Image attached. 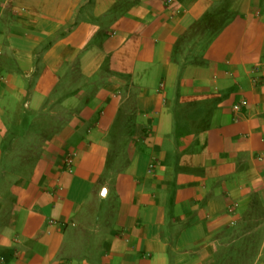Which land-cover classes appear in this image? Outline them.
Listing matches in <instances>:
<instances>
[{"label":"crops","instance_id":"obj_1","mask_svg":"<svg viewBox=\"0 0 264 264\" xmlns=\"http://www.w3.org/2000/svg\"><path fill=\"white\" fill-rule=\"evenodd\" d=\"M0 264H264V0H0Z\"/></svg>","mask_w":264,"mask_h":264},{"label":"rangeland","instance_id":"obj_2","mask_svg":"<svg viewBox=\"0 0 264 264\" xmlns=\"http://www.w3.org/2000/svg\"><path fill=\"white\" fill-rule=\"evenodd\" d=\"M18 144V143H17ZM17 144H15L14 146H13V148H16V146H18ZM12 163H11V165L13 166L11 169H7V170H12L13 168H18V169H21L22 168V166H23V161H17V160H13V161H11ZM17 163H19L18 165H16ZM5 166H7V165H5ZM23 168H25V167H23ZM6 172H8V171H6ZM5 172V173H6ZM8 177V176H7ZM16 177H14V179H15ZM19 178H21V176H18V179Z\"/></svg>","mask_w":264,"mask_h":264},{"label":"built area","instance_id":"obj_3","mask_svg":"<svg viewBox=\"0 0 264 264\" xmlns=\"http://www.w3.org/2000/svg\"><path fill=\"white\" fill-rule=\"evenodd\" d=\"M165 1L168 2V3H172V2L175 1V0H165ZM73 162H74V155H70V156L68 157L66 163H67L68 166H72Z\"/></svg>","mask_w":264,"mask_h":264}]
</instances>
